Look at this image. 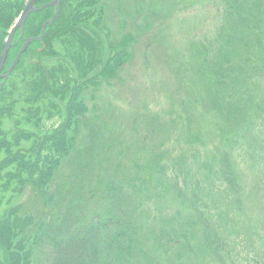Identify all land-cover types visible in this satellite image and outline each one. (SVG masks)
I'll list each match as a JSON object with an SVG mask.
<instances>
[{"label": "trees", "instance_id": "16d2710c", "mask_svg": "<svg viewBox=\"0 0 264 264\" xmlns=\"http://www.w3.org/2000/svg\"><path fill=\"white\" fill-rule=\"evenodd\" d=\"M49 1L51 0H37V5ZM97 2L98 0H76L75 2L62 0L57 18L46 26L42 40L35 39L30 43L7 81L0 85V171L9 168L6 173L8 179L5 181L15 186L8 199L0 197V203L4 200L9 202L14 196H20L28 185L34 187L47 202L51 201V198H47L51 181L62 161L73 151L78 128L85 123L84 116L87 108L84 98L88 81L94 87L102 82L109 83L111 79H115L118 69L131 58L129 48L135 37L131 33H124L114 45L106 43L105 39L109 33H104L106 29L103 26L100 32L98 30V27H101V13L104 11V5L99 1L96 9L91 8ZM226 3L229 4V0H226ZM251 4L254 5L253 8L256 9L255 13H258L259 18L256 19L254 17L256 15L253 16L252 12H249L255 21L245 16L250 18L248 27L246 26L247 32L243 33L239 29L240 32L229 36L230 39H227V42L223 40L222 44L226 46L228 53L223 64L213 67L214 63L211 66V61L205 58L206 51L198 53L193 61L198 73H195L192 63L190 64L193 69L191 72L193 78L199 77L202 67L209 69L213 92L208 100L212 106L204 104L200 110L195 111L205 115L206 124L203 121L199 123L200 119L195 113L193 118L183 116V123L194 126L189 131L192 133L190 138L198 144H205L203 140H206L201 128L206 129L205 135L209 137L208 140L219 141L222 154L226 153L228 156L225 163L228 172L220 170L219 159L213 158L209 161V167H206L208 162L205 166L204 171L207 172L202 175L196 173L194 176L186 173L182 175L183 180H180L184 158L178 162L180 172L175 174H168V163H162L161 160L166 159L161 156V153L147 160V164L132 162L130 167L134 169L135 176L122 178L127 181L124 184L128 188L122 186L119 188V186L117 191L126 189L131 193L135 197H132L135 201L132 202L133 205L131 204L127 211L121 212L113 207L109 209L110 204L105 203L106 211L103 214L108 212L110 216L103 218L98 214L99 225H92L86 228L87 232L84 230L81 234L74 236L69 234L67 243L69 250L62 251L58 264H205L209 255L207 243H204L202 236L204 232H211V229H208L210 227L213 228V232L216 231L217 219L212 215L218 213L223 225L231 219L237 220L240 215L243 218L245 206L243 203L249 198L248 201L254 199L253 190L256 180L252 172H254L255 164L254 162L249 164L248 171L241 169V163L232 153L229 155V150L234 151L239 147L242 149V146L247 145L244 152L251 157L254 154L253 146L257 145L254 140L257 123L262 120L264 124V84L260 85L261 78H255L256 73L250 70L251 55H256L258 50L263 54L256 44L260 45L261 40L264 42V34H258L257 40L252 39L250 35L261 29L264 33V0H254ZM25 5V0H0V55L5 46L10 24L12 25ZM238 11L241 12V10ZM53 12L54 7H47L32 13L25 23L23 36L40 35L43 22L49 19ZM96 14L97 17L93 19L92 24H89ZM35 17H37V23L34 22ZM20 36L21 33L16 31L6 55L3 73L14 61L20 44L24 41V37L19 39ZM235 39L243 44V47H240L244 49V54H247L243 58L242 56L240 59L232 57V55L235 56L236 51L232 48ZM56 44L62 46V50L55 51ZM109 47L112 50H108ZM27 56L32 59L26 61ZM56 56L55 60L52 59ZM260 57L263 58L262 55ZM50 60L54 61L49 62ZM69 63L73 64V71L76 74L73 78L70 76V70L63 65H69ZM262 65L264 61H260V66ZM212 67L214 74L211 72ZM94 68L99 69L103 76L98 82L95 79L98 74ZM219 69L223 77L220 72L217 74ZM90 75L95 81H90ZM180 76L182 79L186 78L183 73ZM195 94L197 93H190L186 101L190 104L193 102L197 106L199 101ZM228 95L231 96V100H225ZM196 106L193 108L196 109ZM226 116L231 120L221 119ZM52 117H58L62 121L54 129L41 130L40 127L44 129L42 124L45 125V122ZM6 120L15 123L10 130H5L3 127ZM116 153L119 154V152ZM123 163L124 161L119 159L114 165L117 169ZM231 163L235 164L234 168L237 169L236 176L229 171L232 168ZM116 172L119 173L117 170ZM246 172L249 174V184ZM0 175L4 176L2 173ZM110 178L112 182L118 179L112 175ZM137 179L143 183L141 186L137 184ZM233 181L237 186L242 187L238 198L233 188ZM216 182L223 185V188L220 190L219 185L214 193ZM108 191L111 193L108 198H113L117 193L114 192L113 185H110ZM148 191L150 193L147 196L152 197L155 204L163 203L166 198L169 205L177 204V213L173 214L166 210L163 216H159L162 222L160 224H163L161 228L166 227L175 232L173 238L170 239L166 232L156 237V230L149 224V218H145L149 211L137 213L142 204V202L139 203V198L142 199ZM198 207L204 211L208 207L211 216L207 215V212L202 214L197 210ZM21 211V205L14 204L0 216V245L3 247L9 245V250L18 249V254H21L20 252L24 249L25 253L30 254L36 243V237H31L28 229L33 226L35 219L33 215ZM230 214L232 218H229ZM36 224L45 227L43 221ZM41 227L38 232H41ZM103 234L108 235L109 240L106 241ZM15 239L19 243L16 246L12 245ZM200 240L201 245L198 243ZM157 244L163 247V251H158L159 257ZM156 245L157 248H155ZM171 246L182 249L184 255L182 253L171 255L173 253L169 250ZM222 250L225 249L222 248ZM64 252L66 255H63ZM160 252H162L161 255ZM180 256L182 261L178 260ZM28 257V255H22L21 259L14 253L7 254L9 264H29Z\"/></svg>", "mask_w": 264, "mask_h": 264}, {"label": "rangeland", "instance_id": "374dc122", "mask_svg": "<svg viewBox=\"0 0 264 264\" xmlns=\"http://www.w3.org/2000/svg\"><path fill=\"white\" fill-rule=\"evenodd\" d=\"M27 1L25 0V4ZM99 1L104 5L99 32L105 27L104 33H109L105 42L110 45L119 41L122 34L131 33L135 37L129 48L131 58L118 69L117 76L109 83L102 82L94 87L88 81L84 98L87 108L85 123L78 128L79 132L71 156L62 161L51 181L47 191V198H51V201L47 202L34 187L28 185L20 196L11 198L10 203L5 200L0 203V216L14 204H20L24 213L34 216L35 223L29 227L28 233L31 237H36V243L34 247L32 245L30 254L25 253V249L20 252L29 256L27 260L29 264H56V262L58 264L62 251L69 250L67 245L69 234L73 236L81 234L86 228L99 225L98 214L103 218L110 216L108 212L103 214L106 211L105 203L110 204L109 209L113 207L117 211H127L132 202H135L133 199L135 197L126 189L117 191V187L128 188L124 183L127 182L126 178L134 175V169L130 167L132 162L147 164V160L161 153L166 159H162V163H168V174H175L180 172L178 162L184 158L180 180H183L182 175L186 173L193 176L196 173L204 174L207 172L204 171L205 168L209 167V161L213 158L219 159L220 170L228 172L225 165L228 156L226 153L222 154L219 141L208 140L209 137L205 135L206 129L201 128L203 136L206 137V140H203L205 144L195 142L190 138L192 133L189 132L194 126L185 125L183 116L193 118L195 113L200 119L199 123L203 121L206 124L205 115L195 111L200 110L204 104L212 106L208 100L213 92L212 79L209 69L203 67L199 77L193 78L191 73L193 69L198 73L193 61L198 53L206 51L205 58L211 61V66L214 63L213 67L223 64L228 55L226 46L222 44L223 40L227 42L229 36L240 32L239 29L243 33L247 32L246 26L250 18L245 16L251 17L253 22L255 18H259L258 13H255L256 9L253 8L254 5L251 4L254 0H229V4L226 0H98L91 8L96 9ZM238 10H241V14ZM249 12H252L253 16L256 15L255 18ZM95 17L97 14L89 24H92ZM16 21L17 18L12 25L10 24V29ZM34 22L37 23V17L34 18ZM258 34H264L263 30L255 31L250 36L257 40ZM232 44L231 42V46ZM256 45L263 54L258 50L256 55H251L250 70L256 73L255 78H261L260 82H262L259 84L263 86L264 65L260 66V61H264V42L261 40L260 45L259 43ZM56 46L58 48L55 47V51L62 50V46L58 44ZM240 46L243 47V44L235 39L232 48L236 51L235 56L232 57L240 59L241 56L243 58L247 55ZM108 50L112 48L109 47ZM56 58L57 56L52 57L54 60ZM25 59L28 61L32 57L27 56ZM63 65L70 70V76L73 78L76 75L73 64ZM94 69L98 74L95 78L98 82L103 76L99 69ZM211 72L214 74V68ZM219 72L220 69L217 74ZM182 73L185 79L181 78ZM220 74L224 76L223 73ZM91 80L95 81L93 78ZM193 92L197 93L195 94L199 101L197 106L193 102L190 104L186 101V97ZM225 100H231V96L228 95ZM195 106L196 109L193 108ZM208 118L212 119V117ZM221 119L231 120L228 116ZM61 121L62 119L58 117H52L45 122V125L42 124L44 129L41 127L40 129H54ZM262 122L260 120L256 126L254 140L257 145L253 146L254 154L251 157L244 152L247 145L242 146V149L239 147L234 151L229 150V155L233 154L241 163L240 168L242 167L243 170L248 171L247 166L254 162L255 169L252 172L256 180L253 190L254 199L248 201L249 198L247 200L249 203L247 201L243 203V206L245 205L243 218L240 215V218L231 219L226 225L220 222L218 213L212 215L217 219L216 231L213 232V228L210 227L208 229H211V232H204L202 236L204 243H207L209 255L205 264H264V124ZM14 124L6 120L3 127L5 130H10ZM119 159L124 163L116 169L114 163ZM8 170L9 168H4L0 171L4 175L3 177L0 175V197L5 199L10 197L15 187L5 181L8 179L6 174ZM110 175L118 179L112 182ZM246 177L249 184L248 173ZM229 178L232 180L231 177ZM136 182L139 186L143 184L139 179ZM232 183L238 198L242 187L237 186L234 181ZM110 185H113L114 192H117L113 198H108L111 195L108 191ZM215 185L214 193L220 184L216 182ZM222 188L223 185H220V190ZM149 193L148 191L142 199L139 198V203L142 204L139 207L141 210L139 209L137 213L149 211L145 218H149V224L156 230V237L166 232L170 239L173 238L175 232L166 227L162 229L163 224H160L162 222L159 216H163L166 210L173 214L177 213V204L169 205L167 198L163 203L155 204L153 198L147 196ZM211 206L213 207V203ZM197 210L202 214L207 212V215L211 216L208 207L206 211L199 207ZM197 215L200 216L199 213ZM228 216L232 218V214ZM41 221L45 224L44 228L36 224ZM40 227L42 230L38 232ZM104 239L109 240L108 235H105ZM12 242L14 246L19 244L16 239ZM195 242L197 243L196 238ZM198 243L201 245V240ZM8 246L0 245V264H9L7 260L9 252L22 259V255L17 252L18 249L9 250ZM222 248L225 249L226 255ZM169 250L173 252L171 255L181 253L184 255L182 249L174 246ZM158 251H163V247L158 245L159 257ZM63 255H66V252ZM178 260L182 261V256Z\"/></svg>", "mask_w": 264, "mask_h": 264}, {"label": "water", "instance_id": "95a60500", "mask_svg": "<svg viewBox=\"0 0 264 264\" xmlns=\"http://www.w3.org/2000/svg\"><path fill=\"white\" fill-rule=\"evenodd\" d=\"M35 2L36 0H29V2L26 4V6L24 7V9L22 10L19 18L17 19L16 23L14 24V26L10 29L9 33H8V36L6 38V42H5V46L1 52V55H0V72L3 68V65H4V61H5V58H6V55L8 53V50L10 49L11 45H12V41H13V38H14V33L16 31L17 28H20L21 29V32H23L24 30V23L25 21L28 19L29 15L35 11H38V10H42L44 8H47V7H54V13H53V16L45 21L42 25V34L40 36H37V37H27L24 41V43L22 44L21 48L19 49L13 63L11 64V66L8 68L7 72L5 74H0V79L3 78V79H6L7 76L11 73V71L13 70L14 66L17 64V62L19 61L22 53L25 51L26 47L30 44V42L34 39H41L42 36L44 35V32H45V28L47 26L48 23H51L52 21H54V19L56 18L58 12H59V7H60V2L61 0H52L48 3H45L43 5H40L39 7H36L35 6ZM3 83H0V85H2Z\"/></svg>", "mask_w": 264, "mask_h": 264}, {"label": "bare ground", "instance_id": "6f19581e", "mask_svg": "<svg viewBox=\"0 0 264 264\" xmlns=\"http://www.w3.org/2000/svg\"><path fill=\"white\" fill-rule=\"evenodd\" d=\"M21 14V13H20ZM20 14H19V16H20ZM19 16L17 17V19L19 18ZM27 22V20L25 21V23ZM25 23H24V27H25ZM16 31H19L20 33H24V30H23V32H21V29L20 28H17L16 29ZM15 31V32H16ZM12 73V72H11ZM10 73V74H11ZM0 74H5V73H2V71L0 72ZM10 74L7 76V78L6 79H3V78H1L0 80L4 83V82H6L7 81V79H8V77L10 76ZM232 164V168H230L229 169V171H231V172H233L234 173V175H235V173L237 172V169H235L234 168V166H235V164H233V163H231ZM227 170H228V168H227ZM236 176V175H235ZM38 193V192H37ZM39 194V193H38ZM40 195V194H39ZM41 196V195H40Z\"/></svg>", "mask_w": 264, "mask_h": 264}, {"label": "flooded vegetation", "instance_id": "af4514ba", "mask_svg": "<svg viewBox=\"0 0 264 264\" xmlns=\"http://www.w3.org/2000/svg\"><path fill=\"white\" fill-rule=\"evenodd\" d=\"M24 37V36H23Z\"/></svg>", "mask_w": 264, "mask_h": 264}]
</instances>
